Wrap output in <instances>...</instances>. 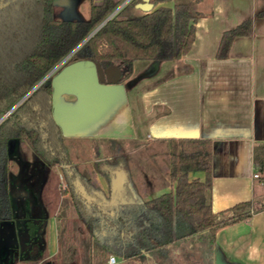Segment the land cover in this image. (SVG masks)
Wrapping results in <instances>:
<instances>
[{"label": "crops", "instance_id": "0c3cea01", "mask_svg": "<svg viewBox=\"0 0 264 264\" xmlns=\"http://www.w3.org/2000/svg\"><path fill=\"white\" fill-rule=\"evenodd\" d=\"M160 4L172 6L173 1ZM195 5L202 13L195 39L178 60H135L132 75L117 83L101 81L94 63L68 57L58 63L61 81L54 109L63 134L76 145L69 144V152L84 155L76 165L92 162L104 168V149L123 158L120 164H105L113 172H97L105 193L115 199H146L174 189L171 153L178 150L177 141L211 138L213 182L206 196L213 210L245 200L259 208L264 179L254 163V147L264 143V0H196ZM250 17L253 33L236 36L228 56L218 58L223 32ZM189 177L204 179L205 172L192 170ZM81 228L72 243L64 244L68 252L61 255L56 230L44 223L41 247L28 246L40 257L33 264H108V258H95L99 243L85 224ZM187 242L170 248L177 252L186 243L193 255L186 264H209L211 255L215 264H264V208L220 228L213 254L205 239ZM114 255L115 264H141ZM164 258H157L158 264Z\"/></svg>", "mask_w": 264, "mask_h": 264}, {"label": "trees", "instance_id": "16d2710c", "mask_svg": "<svg viewBox=\"0 0 264 264\" xmlns=\"http://www.w3.org/2000/svg\"><path fill=\"white\" fill-rule=\"evenodd\" d=\"M143 1L130 0L112 14L120 0H90L88 18L63 19L54 13L56 0H0V118L18 103L0 121V222L4 218L14 221L20 233L29 235L28 246L40 240L45 217L34 216L26 207L21 213L12 191L11 166L23 162L27 150L38 169V188L51 167H61L66 181L63 193L99 243L97 259L116 254L141 264H158L157 258L166 257L173 245L195 237L205 239L213 254L220 228L264 208V203L253 208L252 200H245L222 211L213 210L206 196L213 182L211 138H180L178 150L171 153L174 189L146 199L136 195L123 201L107 195L96 173L86 176L72 161L68 149L72 141L63 134L60 115L54 109L57 75L51 73L44 79L60 61L78 47L67 60L119 65L120 81H124L132 75L135 60H178L195 39L196 22L202 15L196 0H151L152 10L128 12L129 3L136 7ZM166 1L173 5L160 4ZM252 33V17L225 30L217 57L228 56L236 36ZM12 139L15 148L9 154ZM254 163L264 179V143L254 147ZM192 170H203L205 178H190ZM28 249H21L18 235L7 264H12L17 251L26 257ZM212 256L209 264H215Z\"/></svg>", "mask_w": 264, "mask_h": 264}, {"label": "rangeland", "instance_id": "374dc122", "mask_svg": "<svg viewBox=\"0 0 264 264\" xmlns=\"http://www.w3.org/2000/svg\"><path fill=\"white\" fill-rule=\"evenodd\" d=\"M129 1L126 2V0H120L117 7L123 3L120 7L121 9ZM128 5V12L130 13L139 14L143 12L137 6H132L131 3ZM89 7L90 0H56L54 13L57 17L63 19H85L89 16ZM57 69L58 67L56 66V68L51 70V73H55L57 75V72L59 71ZM59 79L60 82L61 78ZM73 145L76 147L75 144ZM73 145H71V147H73ZM109 155H112V159L105 160V158ZM113 155H116V153H113L112 151L107 153L104 149L100 156L102 157L103 163L112 165L117 156ZM71 158L73 162H79V159H83L84 155H78L75 152H71ZM105 164L103 165L104 168H100V165L98 164H96L97 168H95L92 162L85 163L81 169L84 171L86 176L90 175L92 171L96 174L97 172L100 173L106 170L109 173L113 172V168ZM150 169L151 171H155V174L159 177L158 179H162V175L158 174L159 171H157V169H154V167H151ZM37 173L38 169H35V160L32 157L31 151L27 150L25 152V159L23 162L16 161L11 166L12 191L20 205L21 213H23L22 210L26 207L34 216L43 215L45 217V224L48 227H52L53 230H56L61 255L66 254L68 250L64 247V241H66V243H68V241L69 243H72L74 235L77 236L80 233L79 231L83 229L81 227H84V222L78 216L69 196L63 193V189L66 187V181L61 167L59 165L51 167L48 177L45 181H43L44 183L40 186V188H38L40 181ZM169 178L170 176L168 175L167 179ZM30 191L36 194L38 200L35 201L32 196H28ZM145 196L150 195L146 194ZM262 199L264 200V198ZM262 199L259 200L262 202ZM42 239L43 238H40L39 242L32 243V249L34 247L39 249V247L43 244ZM177 249V252H174L175 250L169 251L163 262H160L159 264H186L183 259L190 260V262L193 261V255L187 253L189 251L186 247L180 248L179 246ZM71 252H73V249ZM191 253L195 254L196 250H193ZM39 258L40 257H38V255H32L31 248H29L26 257L19 256L18 251L15 252L12 264H33ZM44 263L54 264L51 260H45Z\"/></svg>", "mask_w": 264, "mask_h": 264}, {"label": "water", "instance_id": "95a60500", "mask_svg": "<svg viewBox=\"0 0 264 264\" xmlns=\"http://www.w3.org/2000/svg\"><path fill=\"white\" fill-rule=\"evenodd\" d=\"M127 1H129V0H126V2ZM121 5L119 7H117L112 14H114L117 10H119L120 7H121ZM136 6L139 9H141L142 11H145V12H148V11L152 10L153 7H154V5L151 2V0H144L142 3H138ZM111 16L112 15H110L108 18H110ZM104 22H102L101 24H103ZM77 48L78 47H76L70 54H72ZM70 54H68L65 58L69 57ZM62 61H60V62H62ZM95 64H96L95 66L97 68V72H98V75H99V79L101 81H104V82H107V83H117V82H119L121 80V77H122V69H121V67L119 65L109 64L108 66L105 67L104 66V62H96ZM56 66L54 68H56ZM50 74H51V71L44 77V79L46 77H48ZM59 80H60L59 77L56 76L55 96H56V89L59 88V84H60ZM55 96H54V101H55ZM17 104L15 106H13L10 109V111L12 109H14L17 106ZM10 111H8L7 114ZM7 114H5L4 116H2L0 118V121ZM9 145H10V149H11L10 151L12 152L14 150V148H15V140L12 139L9 142ZM16 235L17 234H16V231H15L14 223H12L9 220H3V221H1V224H0V264H7V263L10 262L12 246L16 243V239H17L16 238ZM18 235H19V242L21 244V249L22 250L27 249L28 248L27 242L29 240V235L27 233H25V234L18 233Z\"/></svg>", "mask_w": 264, "mask_h": 264}, {"label": "flooded vegetation", "instance_id": "af4514ba", "mask_svg": "<svg viewBox=\"0 0 264 264\" xmlns=\"http://www.w3.org/2000/svg\"><path fill=\"white\" fill-rule=\"evenodd\" d=\"M11 149H10V145L8 144V153L9 154H12L13 152H14V150L11 152L10 151ZM15 163V162H14ZM10 175H11V170H10ZM28 196H32L33 197V195L31 194V191H30V194H28ZM33 199H35L34 197H33ZM3 220H9V221H11L12 223H14V226H15V231H16V234L18 235V233H20L21 231H19L18 229H17V227H16V225H15V222L14 221H12L10 218H4V219H2V221ZM0 224H1V222H0ZM17 235H16V238H17ZM41 238V237H40ZM40 240H35V241H33V242H31L30 243V245L32 244V243H35V242H39Z\"/></svg>", "mask_w": 264, "mask_h": 264}, {"label": "built area", "instance_id": "2783aa9c", "mask_svg": "<svg viewBox=\"0 0 264 264\" xmlns=\"http://www.w3.org/2000/svg\"><path fill=\"white\" fill-rule=\"evenodd\" d=\"M118 11V10H117ZM116 11V12H117ZM115 12V13H116ZM255 176H258V174H256ZM116 263V256L114 254H111L109 257H108V264H115Z\"/></svg>", "mask_w": 264, "mask_h": 264}]
</instances>
